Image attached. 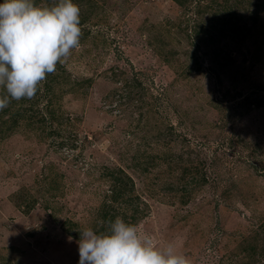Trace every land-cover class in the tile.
<instances>
[{
	"label": "rangeland",
	"instance_id": "obj_1",
	"mask_svg": "<svg viewBox=\"0 0 264 264\" xmlns=\"http://www.w3.org/2000/svg\"><path fill=\"white\" fill-rule=\"evenodd\" d=\"M74 3L79 48L0 111V264H79L116 217L264 264V0Z\"/></svg>",
	"mask_w": 264,
	"mask_h": 264
},
{
	"label": "clouds",
	"instance_id": "obj_2",
	"mask_svg": "<svg viewBox=\"0 0 264 264\" xmlns=\"http://www.w3.org/2000/svg\"><path fill=\"white\" fill-rule=\"evenodd\" d=\"M80 8L74 0L40 7L35 0L0 3V111L15 100L33 99L47 74L79 48ZM79 264H190L173 243L160 246L116 217L105 231H80Z\"/></svg>",
	"mask_w": 264,
	"mask_h": 264
},
{
	"label": "trees",
	"instance_id": "obj_3",
	"mask_svg": "<svg viewBox=\"0 0 264 264\" xmlns=\"http://www.w3.org/2000/svg\"><path fill=\"white\" fill-rule=\"evenodd\" d=\"M47 76H48V74H47ZM47 76H46V77H47ZM44 84H45V82L43 83V85H44ZM20 111H21V114H23L22 110H20ZM23 111H25V110H23ZM26 111H27V110H26ZM17 114H18V113H17Z\"/></svg>",
	"mask_w": 264,
	"mask_h": 264
}]
</instances>
